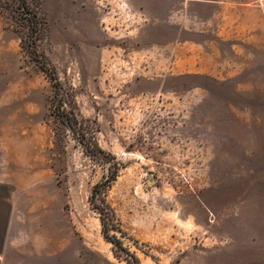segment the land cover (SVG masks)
Masks as SVG:
<instances>
[{
  "label": "rangeland",
  "instance_id": "374dc122",
  "mask_svg": "<svg viewBox=\"0 0 264 264\" xmlns=\"http://www.w3.org/2000/svg\"><path fill=\"white\" fill-rule=\"evenodd\" d=\"M181 3L0 0V97L42 126L24 197L49 264H264V0L192 31Z\"/></svg>",
  "mask_w": 264,
  "mask_h": 264
},
{
  "label": "crops",
  "instance_id": "0c3cea01",
  "mask_svg": "<svg viewBox=\"0 0 264 264\" xmlns=\"http://www.w3.org/2000/svg\"><path fill=\"white\" fill-rule=\"evenodd\" d=\"M230 0H182V18L184 30H190L186 25L188 20L196 22L200 18L199 11L207 12V21L216 17V10L224 19L234 20L238 11L229 6ZM249 6V3H245ZM241 5V4H236ZM175 15V14H173ZM180 16L176 13L175 18ZM239 24L233 22L222 26L223 32L239 31ZM15 44L0 39V63L9 62V49L13 51ZM2 74H0L1 76ZM7 79V72L3 73ZM0 97V264H49L48 254L43 250L38 235L30 238L27 232V216L35 212L31 207L41 205L40 200L24 197L45 176L46 158L42 167L39 137L35 134L42 126L35 121L17 122L15 89H6ZM20 124L19 127L17 125ZM37 214V211L35 212ZM55 253H51L54 260ZM54 263V262H52Z\"/></svg>",
  "mask_w": 264,
  "mask_h": 264
},
{
  "label": "trees",
  "instance_id": "16d2710c",
  "mask_svg": "<svg viewBox=\"0 0 264 264\" xmlns=\"http://www.w3.org/2000/svg\"><path fill=\"white\" fill-rule=\"evenodd\" d=\"M107 188H108V186L107 185H102V184H99V185H97L95 188H94V194H93V196L95 197L96 195H98L99 193H104V192H106V190H107ZM102 224H103V226L104 227H106V221H105V219L103 218L102 219ZM105 235H106V230H105ZM117 243V245H119L120 246V242H116ZM121 247V246H120ZM135 259V258H134ZM136 260V263L137 264H140L138 261H137V259H135ZM127 263L128 264H132V262L130 261V260H127Z\"/></svg>",
  "mask_w": 264,
  "mask_h": 264
}]
</instances>
